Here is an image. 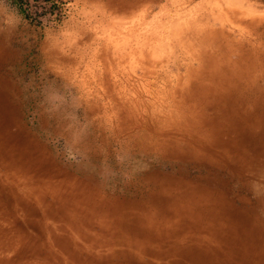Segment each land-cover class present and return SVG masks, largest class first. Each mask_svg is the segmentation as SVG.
Segmentation results:
<instances>
[{
	"label": "rangeland",
	"instance_id": "1",
	"mask_svg": "<svg viewBox=\"0 0 264 264\" xmlns=\"http://www.w3.org/2000/svg\"><path fill=\"white\" fill-rule=\"evenodd\" d=\"M147 254L264 264V0H0V264Z\"/></svg>",
	"mask_w": 264,
	"mask_h": 264
},
{
	"label": "crops",
	"instance_id": "2",
	"mask_svg": "<svg viewBox=\"0 0 264 264\" xmlns=\"http://www.w3.org/2000/svg\"><path fill=\"white\" fill-rule=\"evenodd\" d=\"M173 259L175 258L167 257V259H163L147 254L143 259H134L133 264H173V262H175V264H188L187 260L181 261L180 258H178L177 262L176 259Z\"/></svg>",
	"mask_w": 264,
	"mask_h": 264
},
{
	"label": "bare ground",
	"instance_id": "3",
	"mask_svg": "<svg viewBox=\"0 0 264 264\" xmlns=\"http://www.w3.org/2000/svg\"><path fill=\"white\" fill-rule=\"evenodd\" d=\"M259 208V207H258Z\"/></svg>",
	"mask_w": 264,
	"mask_h": 264
}]
</instances>
